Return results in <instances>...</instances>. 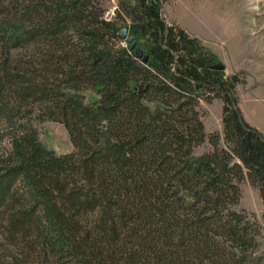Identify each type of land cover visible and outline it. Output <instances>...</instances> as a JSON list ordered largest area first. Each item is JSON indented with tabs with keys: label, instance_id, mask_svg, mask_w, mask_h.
Segmentation results:
<instances>
[{
	"label": "trees",
	"instance_id": "obj_1",
	"mask_svg": "<svg viewBox=\"0 0 264 264\" xmlns=\"http://www.w3.org/2000/svg\"><path fill=\"white\" fill-rule=\"evenodd\" d=\"M166 2L0 0V264H264L259 225L234 210L242 180L264 208V137ZM214 97L221 136L197 111ZM46 122L71 153L40 143Z\"/></svg>",
	"mask_w": 264,
	"mask_h": 264
},
{
	"label": "rangeland",
	"instance_id": "obj_2",
	"mask_svg": "<svg viewBox=\"0 0 264 264\" xmlns=\"http://www.w3.org/2000/svg\"><path fill=\"white\" fill-rule=\"evenodd\" d=\"M105 8L112 15L104 18L111 21L116 2H107ZM162 17L166 24L174 25L188 37L197 39L214 59L213 64L224 66L221 71L223 80L234 83L233 96L243 119L264 137V0H168L162 7ZM83 95L86 103L97 100L94 90ZM222 107L221 98L199 101L197 111L207 135H222ZM34 127L40 143L48 150L57 155L73 151L61 125L46 122ZM210 149L205 142L195 149L194 156ZM238 188L240 198L234 210L244 212L257 222L260 227L259 250L264 254V208L259 191L247 180L239 182Z\"/></svg>",
	"mask_w": 264,
	"mask_h": 264
},
{
	"label": "water",
	"instance_id": "obj_3",
	"mask_svg": "<svg viewBox=\"0 0 264 264\" xmlns=\"http://www.w3.org/2000/svg\"><path fill=\"white\" fill-rule=\"evenodd\" d=\"M119 39L128 45L129 50L131 51L132 55L135 58L140 59L143 64H147V62H148L147 54L143 53L142 48L138 47L136 45L135 37L128 35V28L127 27L120 30ZM209 68L211 70H215V71H223L224 70V66L221 63L213 64Z\"/></svg>",
	"mask_w": 264,
	"mask_h": 264
},
{
	"label": "built area",
	"instance_id": "obj_4",
	"mask_svg": "<svg viewBox=\"0 0 264 264\" xmlns=\"http://www.w3.org/2000/svg\"><path fill=\"white\" fill-rule=\"evenodd\" d=\"M105 15L106 16H111L112 15V12H108V13L106 12Z\"/></svg>",
	"mask_w": 264,
	"mask_h": 264
}]
</instances>
